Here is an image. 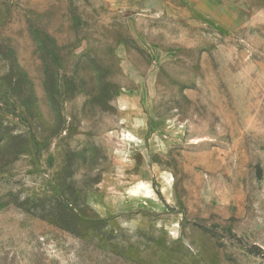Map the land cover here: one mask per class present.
I'll return each instance as SVG.
<instances>
[{
	"label": "rangeland",
	"instance_id": "374dc122",
	"mask_svg": "<svg viewBox=\"0 0 264 264\" xmlns=\"http://www.w3.org/2000/svg\"><path fill=\"white\" fill-rule=\"evenodd\" d=\"M207 5L0 0V264H264V0Z\"/></svg>",
	"mask_w": 264,
	"mask_h": 264
},
{
	"label": "crops",
	"instance_id": "0c3cea01",
	"mask_svg": "<svg viewBox=\"0 0 264 264\" xmlns=\"http://www.w3.org/2000/svg\"><path fill=\"white\" fill-rule=\"evenodd\" d=\"M183 1L185 3L189 2L191 5H193L196 11L204 14L210 11L209 6L207 5L208 1L213 2V0H183Z\"/></svg>",
	"mask_w": 264,
	"mask_h": 264
}]
</instances>
